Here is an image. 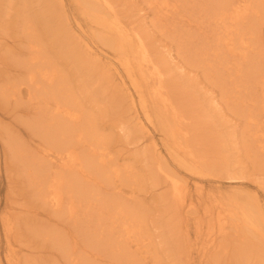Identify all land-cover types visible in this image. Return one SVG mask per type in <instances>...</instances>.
I'll list each match as a JSON object with an SVG mask.
<instances>
[{"label":"bare ground","instance_id":"1","mask_svg":"<svg viewBox=\"0 0 264 264\" xmlns=\"http://www.w3.org/2000/svg\"><path fill=\"white\" fill-rule=\"evenodd\" d=\"M16 1L23 6L17 16L22 17L21 38L24 39L20 38L19 41L26 46V50L17 47V43L14 48H7L6 53L13 50L27 53L26 58L18 56L17 61L23 64L19 75L25 77L20 82L27 85L25 102L28 112L36 115L28 122V126L39 136V140L25 147L24 144L13 145L17 141L9 139L4 148L5 153L9 149L12 158H19L22 162L37 204L46 208L49 215L65 213L71 219L78 218L81 212L86 215L89 210L93 211V202L103 197L96 191V187H102L103 181L113 183L114 179L129 184L133 177V180L137 179V171L130 165L120 163L108 150L109 136L96 117L83 113L72 80L61 71L56 61L59 57L57 54L51 56V51L55 53L57 50L62 54L61 57L75 63L79 70L89 71L92 77L97 76L100 69L117 74L120 79L118 84L125 91L128 105L135 110L138 124L143 129L152 124L161 132L160 140L169 160L178 169L184 168L199 178L212 173L213 169L201 160L194 138L188 136L186 118L177 110L180 101L175 103L168 92L164 66L160 65L161 51L149 46L148 36L156 38L155 33L147 31L139 20L135 25L131 19L135 12L119 9L118 0H0L1 34L2 29H6L5 21L12 17L11 10ZM139 2L151 12L150 24H147L158 32V40L163 37L169 44L187 50L190 64L199 62V69L206 79L211 84L219 85L225 97L243 94L237 100V112L246 116L248 124H255L251 115L254 103H251L250 95L243 92V86L237 90L242 80L238 81L237 78L246 76L247 79L250 75H256V83L261 86L264 96V42L256 32L264 19V0ZM143 8L135 10L139 13ZM70 11H75L74 19L80 27L79 33L72 30ZM195 38L199 39V48L193 50L188 44L193 43ZM99 49H107L109 58L102 57ZM262 52L255 60L251 58V53ZM15 87L0 85V92L5 97L22 98L21 90L12 91ZM253 138L257 140L254 135ZM158 145L159 142L153 139L145 156L155 159L157 164L155 170L151 165L148 166L154 183L167 185V192L161 195V201L177 208L171 202L173 199L174 203L182 205V211H192L194 202L189 183L176 178L178 175L169 169L170 163L164 160L165 154ZM257 146L259 155L255 156V161L256 157H260L259 162H264V133L258 136ZM196 187L198 191L201 188ZM118 191H123L122 187ZM227 200L233 207L224 204L226 213H223V206L215 213L211 212V217L207 218L208 224L200 230L207 246V250L201 249L202 257L206 258L203 263L213 260L223 264L224 260L221 262L220 259L226 255L225 264H264V204L257 197L253 199L252 206L234 200L232 195L227 196ZM129 202L107 198L102 200L95 211L100 213L97 219L109 221L104 229L107 232H101L99 240H92L95 247L89 250L83 248L76 255V240L69 241L66 236L63 238L60 235L53 237L54 243L63 246L71 257L69 264H142V256L139 257L128 248L136 240L137 244L145 246L142 243L143 230L147 229V224L142 212ZM220 202L223 203L222 200ZM7 219L5 225L10 228L11 217L7 216ZM45 220L32 221L36 225L31 226L32 232L36 233L35 237L40 236L50 242L47 233L52 232L55 222ZM25 227H28V223ZM227 231L235 236L251 233L249 237L258 238L253 242L251 239L250 244L244 247L242 256L245 255V259L241 255L238 258L236 252L226 251L223 255L222 249L218 251L219 245L225 248L228 238L233 236ZM12 232L11 227L6 234L10 244L12 237H15L10 234ZM26 232L29 234L30 230L27 228ZM101 246L110 249L109 255L99 257L102 262L91 254H98L94 250ZM12 250L9 249L5 254L8 264H22L26 258H21L23 255L19 257ZM0 264H3L1 259Z\"/></svg>","mask_w":264,"mask_h":264},{"label":"rangeland","instance_id":"2","mask_svg":"<svg viewBox=\"0 0 264 264\" xmlns=\"http://www.w3.org/2000/svg\"><path fill=\"white\" fill-rule=\"evenodd\" d=\"M118 2L119 9L123 11L129 9L136 13L131 18L135 25L139 20L147 31L155 33L156 38L148 36L149 46L161 51L159 53L162 60L160 65L164 66L168 92L175 103L180 101L177 104V110L186 118L188 136L194 138V145L197 150L199 149V152H196L200 153L201 160L214 172L212 170V175L208 174L199 178L184 168L178 169L166 154L160 140L161 132L152 124L147 123L144 129L138 124L135 117L136 112L128 105L125 91L118 84L120 79L117 74L113 75L99 68V74L92 77L89 71L79 70L75 63L61 57L62 54L54 49L55 53L51 51L50 55L57 54L59 57L56 58L59 68L72 80V86L82 103L83 113L86 112L96 117L97 122L109 136L108 150L120 163L130 165L136 170L137 179L133 180V177L129 184H123L114 179L113 183L103 181L102 187H96V191L100 192L103 197L93 202L91 206L93 211L89 210L86 215L81 212L79 217L74 219L69 218L65 213L49 215L46 208L37 204L28 180V172L23 170L22 162L19 158H12L9 149L5 153L4 148V146L7 147L9 139L17 141L13 145L24 144L25 147H27L26 144L31 146L39 140V136L28 126V122L36 115L28 112V104L25 102L27 85L20 82L25 77L19 75L23 64L17 61L18 56L26 58L27 53L14 50L6 53L7 48H14L17 43V47H21L23 51L26 50V46L23 43L20 44V41L24 39V37L21 38L20 19L22 17L17 16L23 6L16 1L11 10L12 17L5 21L6 29H2L3 34L0 33V74L2 73L0 85L7 88L16 85L12 91L21 90L22 96L16 99L14 96L5 97L0 92V259L3 264H8V256L6 257L5 254L7 255L9 249H13L12 251H15L19 257L23 255L21 258H26L22 264H69L71 257L67 255L63 246L54 243V238L60 235L63 238L66 236L69 241L76 240L78 246L76 255L83 248L89 250L95 247L92 240H99V235L101 232L105 234L104 229L109 224V221H102L103 218L97 219L100 213L95 211L104 198L130 201L129 204L136 205L137 210L144 215L147 229L143 230L146 234L144 233L142 243L145 246L137 244L136 240L131 242L128 248L134 254L137 253L139 257L142 256L144 259H142V264H212L211 262L218 264L213 260L210 263H203L206 258L202 257L201 252V249L207 250V246L200 230L208 224L207 218L211 217L210 213H215L222 206L224 207L223 213H226L224 204L233 207L227 200L229 195H232L234 200H241L248 206H252L255 197L264 204V162H259L260 157H256L257 161H255V156L259 155L256 152V149L259 150L258 136L264 133V96L261 86L256 83V75H250L252 78L249 76L247 79L246 76L237 78L238 81L242 79L239 81L237 90L243 86V92L250 95L251 103H254L251 115L253 122L257 125L248 124L245 121L246 116L237 112V100L243 94H230L229 98L225 97L219 85L211 84L206 79L202 70L199 69V62L190 64L189 55L186 54L187 50L183 51L182 46L169 44L163 37L158 40V32L156 33V30L147 24H150L152 15L146 10L145 4H141L139 0H118ZM142 6L144 8L137 13L135 8ZM74 12L70 11V23L73 24L72 30L79 33L80 27L74 19ZM256 32L264 42V19L260 22ZM16 39L20 41L17 42ZM188 46L193 50L198 49L199 39L195 38V41L189 43ZM99 51L102 57L109 58L110 52L107 49H99ZM251 54H253L251 58L254 59L263 52ZM253 135L257 137V140L253 138ZM153 139L159 142L158 147L165 154L164 160L170 163L168 164L169 169L176 176L178 175L176 178L184 179L189 183L190 194L194 202L192 211L187 212L186 209L182 211V205L174 203L171 198V202L177 208L161 201V195L167 192V185L154 183L148 166L151 165L155 170L157 164L155 159L145 156ZM5 157H7V164ZM196 186H201L199 191ZM121 187L123 191L119 192L118 189ZM169 195L172 196V194ZM221 200L223 203L220 202ZM7 216L11 217L9 227L13 228V232L15 230L13 234H10L17 236V238L12 237V246L6 235L10 229L5 225L6 220L8 222ZM45 219L55 222L52 232L47 233L50 242L40 236L35 237L36 233L32 232L33 227L31 226H36L32 221L44 222ZM28 221L32 224L29 225ZM26 223L28 227H25ZM27 228L30 230L29 234L26 232ZM116 231L119 234L118 228ZM229 232L231 231H227ZM249 234L240 236L232 234L225 248L219 245L218 251L222 249L223 255L226 251L227 253L236 252L240 258L245 253L244 247L253 239L249 237ZM255 240L258 238H254L251 242ZM94 251L99 253L91 252V254L100 262H102L99 259L100 256L106 257V254H110V249L104 246L97 247ZM242 257L245 259V255ZM88 259L91 260L90 257ZM222 260L225 264L226 255L225 258L222 256L220 261Z\"/></svg>","mask_w":264,"mask_h":264}]
</instances>
